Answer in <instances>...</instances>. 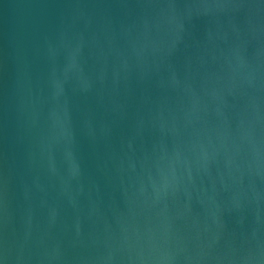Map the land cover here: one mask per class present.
I'll return each mask as SVG.
<instances>
[{"label": "water", "instance_id": "obj_1", "mask_svg": "<svg viewBox=\"0 0 264 264\" xmlns=\"http://www.w3.org/2000/svg\"><path fill=\"white\" fill-rule=\"evenodd\" d=\"M0 264H264V0H0Z\"/></svg>", "mask_w": 264, "mask_h": 264}]
</instances>
